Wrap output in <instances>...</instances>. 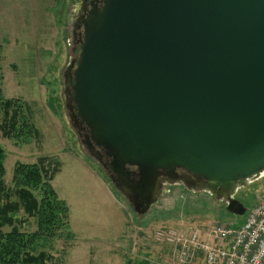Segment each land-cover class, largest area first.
<instances>
[{
	"label": "water",
	"instance_id": "1",
	"mask_svg": "<svg viewBox=\"0 0 264 264\" xmlns=\"http://www.w3.org/2000/svg\"><path fill=\"white\" fill-rule=\"evenodd\" d=\"M82 23L69 118L132 210L156 204L160 171L178 168L243 216L235 194L264 174V0H102Z\"/></svg>",
	"mask_w": 264,
	"mask_h": 264
},
{
	"label": "rangeland",
	"instance_id": "2",
	"mask_svg": "<svg viewBox=\"0 0 264 264\" xmlns=\"http://www.w3.org/2000/svg\"><path fill=\"white\" fill-rule=\"evenodd\" d=\"M73 4L74 0H0V87L31 126L21 139L4 137L0 129L4 182L11 185L17 162L47 158L51 168H58L51 185L68 207L73 239L44 242L51 264H178L174 257L179 248L157 243V231L190 237L197 229L207 242L211 224H235L244 215L228 213L224 200L207 192L178 186L167 187L145 214L132 210L112 184L111 168L103 169L91 156L69 118L63 70L72 54ZM69 104L75 109L74 102ZM263 191L264 174L244 182L235 196L248 211ZM18 219L20 229H36L32 218L19 213ZM197 253L187 264H207L204 252L203 257Z\"/></svg>",
	"mask_w": 264,
	"mask_h": 264
},
{
	"label": "trees",
	"instance_id": "3",
	"mask_svg": "<svg viewBox=\"0 0 264 264\" xmlns=\"http://www.w3.org/2000/svg\"><path fill=\"white\" fill-rule=\"evenodd\" d=\"M16 107L15 101L4 98L0 87L2 134L7 138L21 139L31 126L21 107ZM4 160L5 152L0 146V264H51L44 242L73 239L68 207L51 185L58 168H51L47 158H39L34 163L17 162L11 185L6 186ZM19 213L35 221L34 231L20 229Z\"/></svg>",
	"mask_w": 264,
	"mask_h": 264
},
{
	"label": "built area",
	"instance_id": "4",
	"mask_svg": "<svg viewBox=\"0 0 264 264\" xmlns=\"http://www.w3.org/2000/svg\"><path fill=\"white\" fill-rule=\"evenodd\" d=\"M190 235L183 237L175 231H157L155 241L179 248L174 257L178 264L189 263L196 251L204 252L207 264H264V191L240 224H211L206 236L218 241L217 246L208 244V241L198 242L200 234L197 229Z\"/></svg>",
	"mask_w": 264,
	"mask_h": 264
},
{
	"label": "flooded vegetation",
	"instance_id": "5",
	"mask_svg": "<svg viewBox=\"0 0 264 264\" xmlns=\"http://www.w3.org/2000/svg\"><path fill=\"white\" fill-rule=\"evenodd\" d=\"M101 4H102V0H74V4H73L74 8H71L72 18H73V22L71 24V29H70V36L72 38L71 40L73 45L72 54L71 56L68 57V62L63 70V78L65 81V93L67 94V102H68V106L72 108L69 111L70 112L69 115L76 114V110L73 109L74 106L69 103L70 102L73 103V101H71L73 96V91H72L73 73L79 59L80 47L83 40L84 27L82 21L92 10V8L94 7L99 8ZM74 124L78 129L79 134L84 137V140H86L85 136L89 134L88 129L80 121L79 118L76 119V122H74ZM91 144L93 146V150L97 153V156L100 158L99 160L102 164L101 165L102 168L109 169L110 158L107 156L105 150L98 146H95L92 142ZM128 171H129V179L136 180L137 168L129 167ZM109 175L110 177H113L116 184L118 185L116 189L120 191L119 187L122 186L121 181L114 174H112V172ZM157 180L160 184L161 190H165L167 187H171V186H178L190 191H199V192L202 191L208 193L206 188L205 189L202 188L205 184V181L203 179L196 178L195 176L186 173L183 169L177 168L173 171L161 170L160 174L157 176ZM211 195L214 196L218 201L221 199V195H217L216 193H213Z\"/></svg>",
	"mask_w": 264,
	"mask_h": 264
},
{
	"label": "crops",
	"instance_id": "6",
	"mask_svg": "<svg viewBox=\"0 0 264 264\" xmlns=\"http://www.w3.org/2000/svg\"><path fill=\"white\" fill-rule=\"evenodd\" d=\"M242 220H243V218H242ZM242 220L238 221V222L235 223V224H236V225H237V224H240V223L242 222ZM201 237H203V236H200V240L204 242V241L206 240V237H204V238H201ZM203 239H204V240H203ZM207 241H211V240H208V238H207ZM213 241H214V240H213ZM214 242H215V241H214ZM197 254H198V255H202V257H203L202 252H199V251H198Z\"/></svg>",
	"mask_w": 264,
	"mask_h": 264
}]
</instances>
